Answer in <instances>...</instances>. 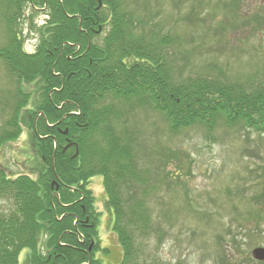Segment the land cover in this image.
<instances>
[{"label":"trees","instance_id":"16d2710c","mask_svg":"<svg viewBox=\"0 0 264 264\" xmlns=\"http://www.w3.org/2000/svg\"><path fill=\"white\" fill-rule=\"evenodd\" d=\"M101 2L4 0L7 41L0 60L18 84L0 146L22 133L25 118L35 158L29 173L13 178L0 168V196L11 202L0 212V264H101L100 211L89 186L95 175L102 178L111 231L122 249L116 264H163L140 259L139 239L153 224L144 199L122 197L130 181L147 188L133 158L136 134L120 124L131 114L127 108L158 114L170 134L197 125L207 133L217 125L264 132V60L259 84L231 81L220 70L193 72L192 53L175 35L146 28L125 0ZM199 4L191 6L192 15ZM226 4V13L236 16V0ZM27 5L32 12L44 7L47 16L31 25L39 34L32 53L17 28ZM102 31V40L94 41ZM22 82H36V95ZM163 149L150 152L160 168L178 158ZM160 176L167 178L164 171Z\"/></svg>","mask_w":264,"mask_h":264},{"label":"rangeland","instance_id":"374dc122","mask_svg":"<svg viewBox=\"0 0 264 264\" xmlns=\"http://www.w3.org/2000/svg\"><path fill=\"white\" fill-rule=\"evenodd\" d=\"M230 1L125 0L146 28L175 35L183 43L182 49L190 50L193 72L213 75L220 70L231 81L259 84L263 82L264 0H236L233 17L226 13ZM198 3L201 7L192 15L191 6ZM3 12L4 0H0V47L7 41ZM43 14L44 7L32 12L27 5L17 23L27 51L36 47L39 34L31 25H42ZM103 34L93 40H102ZM5 67L0 60V128L10 118L18 84ZM22 86L26 91L37 88L36 82H22ZM125 112L131 114L120 124L136 134L133 158L147 177V188L145 192L142 184L130 181L129 187H123L122 197L144 199L153 221L150 234L139 239L140 259L163 264H264V259L252 254L256 247L264 248V132L217 125L207 133L197 125L170 134L156 113L128 108ZM21 125L22 133L0 146V168L11 178L29 173L34 165L25 118ZM159 146L176 152L178 158H169L160 168L162 164L151 154ZM163 171L165 180L160 176ZM89 186L100 211L98 229L105 248L96 257L101 264H116L122 249L111 231V209L101 176L91 177ZM10 208V200L0 196V212ZM26 252H20V263Z\"/></svg>","mask_w":264,"mask_h":264},{"label":"water","instance_id":"95a60500","mask_svg":"<svg viewBox=\"0 0 264 264\" xmlns=\"http://www.w3.org/2000/svg\"><path fill=\"white\" fill-rule=\"evenodd\" d=\"M98 3L99 5H101V0H98ZM69 146V143L67 144ZM66 145V146H67ZM76 146V144H74ZM77 154V148H76V151H75V155ZM252 254L254 256V258L256 259H264V248H260V247H256L253 251H252Z\"/></svg>","mask_w":264,"mask_h":264}]
</instances>
